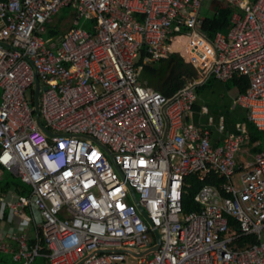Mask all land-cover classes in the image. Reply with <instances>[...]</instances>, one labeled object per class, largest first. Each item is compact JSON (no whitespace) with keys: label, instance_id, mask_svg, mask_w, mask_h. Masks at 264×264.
Segmentation results:
<instances>
[{"label":"built area","instance_id":"obj_1","mask_svg":"<svg viewBox=\"0 0 264 264\" xmlns=\"http://www.w3.org/2000/svg\"><path fill=\"white\" fill-rule=\"evenodd\" d=\"M205 1L0 0V221L8 209L35 230L34 243L23 227L0 230V254L16 264H264V151L240 166L246 124L228 130L206 106L210 125L189 121L200 85L245 77L235 105L264 132V0H216L232 16L212 38ZM65 7L74 27L46 40ZM173 53L199 78L167 97L141 73ZM4 172L29 194L3 191ZM193 174L224 182L203 185L200 210L186 214Z\"/></svg>","mask_w":264,"mask_h":264},{"label":"trees","instance_id":"obj_2","mask_svg":"<svg viewBox=\"0 0 264 264\" xmlns=\"http://www.w3.org/2000/svg\"><path fill=\"white\" fill-rule=\"evenodd\" d=\"M213 3V14L206 17L203 24V30L209 38L214 37L216 33L226 32L229 28L232 16V9L228 5L216 0H213ZM184 61V58L180 54L173 53L170 54L167 59L143 65L141 80L156 91H159L167 97H171L189 82L199 78L196 69ZM215 81H217L215 78H209L204 84L197 88V93L201 95L206 89L211 88ZM232 85L237 86L239 93L242 94L246 92L248 88V79L245 77L234 78L232 79ZM248 125L252 142H256L257 140L261 141L257 148H255V152H263L264 132L258 131L250 123ZM223 182V179L215 175L209 176L204 181H200L196 174L188 176L186 183L190 186L186 188V193L183 198L184 213L189 214L193 211L200 210V206L194 201V196L203 185L210 184L219 186ZM3 189L4 191L14 190L19 195H28L31 191L21 180L15 179L11 174H9V176L5 175ZM249 240L255 241L254 238H250ZM43 251L46 252L44 245Z\"/></svg>","mask_w":264,"mask_h":264},{"label":"crops","instance_id":"obj_3","mask_svg":"<svg viewBox=\"0 0 264 264\" xmlns=\"http://www.w3.org/2000/svg\"><path fill=\"white\" fill-rule=\"evenodd\" d=\"M55 27L56 26L51 27L52 29L51 37L53 33H60L58 30H56ZM183 41L184 39H180V40L178 39L177 45L181 44ZM239 94H240L239 89L237 86L232 85V80H229L227 82H221L218 80L215 81V83L211 88L206 89L201 95H199L200 98L195 107V112L193 115L190 116L189 121H192L195 124H199L203 126L210 125L208 124V116L202 113L203 107L206 106L209 110V114L214 118L216 123L219 121H224L228 130H234L235 125L238 123L246 124L248 127L249 123L247 120V112L244 109L239 108L235 105L236 97ZM209 128H211V132H212V142L215 145L221 144L222 134H220L216 130L215 126H210ZM248 129L250 133V128L248 127ZM251 138L252 137H250L249 143L244 145L242 151L240 152V153H245L247 158L241 156L240 153L238 154L237 161L240 166H244L245 164H249L250 162H252L254 160V156L257 154L255 152V148H257V146L260 144L261 141L257 140L256 142H252ZM5 173L7 172L3 173V182L1 184V188L3 191H4L3 183L5 179L4 176ZM25 214L29 215L30 214L29 210H25ZM10 217L12 218L11 211L6 209L4 211V218L0 221V230L3 231L4 233H8L19 230V228L21 229V227H23V230L26 231L27 235L29 236L30 242L34 243V235H32L31 226L29 225L24 226L25 224L22 225L20 223L21 220L19 218L14 219V221L12 219L10 221ZM3 255L10 256L12 259V255L10 253Z\"/></svg>","mask_w":264,"mask_h":264},{"label":"rangeland","instance_id":"obj_4","mask_svg":"<svg viewBox=\"0 0 264 264\" xmlns=\"http://www.w3.org/2000/svg\"><path fill=\"white\" fill-rule=\"evenodd\" d=\"M225 1V0H222ZM214 3L213 0H206L204 2V6L203 9L201 11V14L203 17H209L213 14V7ZM53 25L52 26H56V30H58L59 32H66L68 30H70L72 27H74L73 21L75 19L74 16V12L71 8L69 7H65L63 9L60 10V12L54 16L53 18ZM81 26L83 23H86L85 20H80ZM51 30V29H50ZM224 33H227L224 32ZM51 37V32H49L48 34L44 35V38L47 40ZM2 95H3V89L0 87V106L2 104ZM263 150H264V146H263ZM241 156H243L244 158H247L245 153H240ZM6 176H9V173H5ZM4 175V176H5ZM16 179V178H15ZM32 230V235H34L35 230L33 227H31ZM262 241H264V231L262 233ZM41 260L38 259L36 264H40ZM0 264H14L12 262V259L10 256L7 255H0Z\"/></svg>","mask_w":264,"mask_h":264},{"label":"bare ground","instance_id":"obj_5","mask_svg":"<svg viewBox=\"0 0 264 264\" xmlns=\"http://www.w3.org/2000/svg\"><path fill=\"white\" fill-rule=\"evenodd\" d=\"M178 39L180 40V39H184V41L181 43V44H178L177 45V41H178ZM186 41V39L185 38H183V37H179V38H177L176 40H175V44H174V48L175 49H181V50H185L186 49V47L185 48H182L183 46H184V42ZM183 44V45H182Z\"/></svg>","mask_w":264,"mask_h":264},{"label":"water","instance_id":"obj_6","mask_svg":"<svg viewBox=\"0 0 264 264\" xmlns=\"http://www.w3.org/2000/svg\"><path fill=\"white\" fill-rule=\"evenodd\" d=\"M200 72H201V71H200ZM38 122H39V124H40L39 118H38ZM100 145H101V144H100ZM101 146H102V145H101ZM102 147H104V146H102ZM104 149L107 150L106 147H104ZM131 193H132V195H133V198H134L135 203L138 205V200H137V197H136V195H135V192H134V191H131ZM138 207H139L140 210L143 212V209L140 207V205H138Z\"/></svg>","mask_w":264,"mask_h":264}]
</instances>
